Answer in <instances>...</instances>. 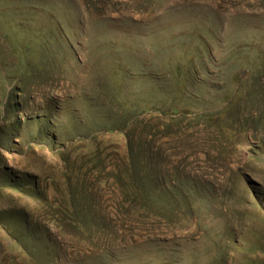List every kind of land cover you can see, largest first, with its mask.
Segmentation results:
<instances>
[{
	"label": "rangeland",
	"instance_id": "obj_1",
	"mask_svg": "<svg viewBox=\"0 0 264 264\" xmlns=\"http://www.w3.org/2000/svg\"><path fill=\"white\" fill-rule=\"evenodd\" d=\"M0 264H264V0H0Z\"/></svg>",
	"mask_w": 264,
	"mask_h": 264
}]
</instances>
